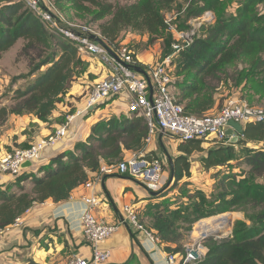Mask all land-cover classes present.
Wrapping results in <instances>:
<instances>
[{"label": "trees", "instance_id": "1", "mask_svg": "<svg viewBox=\"0 0 264 264\" xmlns=\"http://www.w3.org/2000/svg\"><path fill=\"white\" fill-rule=\"evenodd\" d=\"M71 1L78 8H83L81 3L85 1L95 5L97 10L91 11L94 20L112 15L108 22L100 25L101 36L112 46L119 47L120 41H116L126 29L148 33L150 45L161 39L162 59L174 51V36L166 22L165 10L178 7L181 12L184 9L187 20L213 10L217 14L216 23L204 24V33L196 36L173 62L178 102L190 114L208 113L215 106L216 94L226 80L235 87L244 82L254 83L255 88L264 93V11L258 9L264 0H240L235 12L229 11L235 0H137L130 5H114L103 0ZM20 39L25 41L21 55L29 57L30 71L15 79L31 77L47 67L27 88L15 91L11 105L0 107V127L14 114H33L44 122L49 121L75 76L85 67L77 43L52 31L25 0H0V59ZM129 45L137 63L145 67L137 59L136 45ZM239 65L243 67L240 69ZM231 68H235L234 75L229 72ZM148 133V122L142 115L113 116L98 121L87 141L78 142L75 151L67 150L54 157L50 164L41 167V176L23 171L15 178L19 192L13 190L12 183L0 188V228L13 224L36 203L49 198L55 202L68 199L103 162L117 163L124 159L125 150H140ZM179 150L183 154L174 161L176 183L191 176L190 155L206 151L201 140L183 141ZM200 161L206 170L226 166L229 171L216 173L217 191L210 197L198 190L196 201L178 208L161 209V203L155 205L152 229L165 244L166 253L185 254L183 241L197 221L240 211L244 219L236 220L231 235L221 239L206 238L204 243L209 249L206 257L192 264H264V121L246 123L237 142L217 144L208 149ZM234 161L239 168L245 165L246 169L234 171ZM30 178L33 187L27 191L23 182Z\"/></svg>", "mask_w": 264, "mask_h": 264}, {"label": "crops", "instance_id": "2", "mask_svg": "<svg viewBox=\"0 0 264 264\" xmlns=\"http://www.w3.org/2000/svg\"><path fill=\"white\" fill-rule=\"evenodd\" d=\"M142 51L137 49V56L147 66L160 57L162 59V56H158L160 53H155L158 56L157 60L152 59L150 61V54L144 55ZM84 59H87L91 66L81 78L83 84L79 83L80 86L74 82L76 85L70 87L65 100L57 105L49 121L44 122L33 114L23 116L14 114L8 118L7 124L1 129L0 155L9 149L28 147L33 142L47 137L65 122L69 114L75 113L78 109H83L87 96L86 87L89 89L94 84L93 79L97 78L96 80H98L107 73V68L101 67L100 62L95 57L87 56ZM96 66H98L97 69H95ZM90 75H93L92 80H89ZM221 92L216 94V104L210 112L220 109L229 98L222 99L224 95ZM221 99L224 101L223 103ZM128 102V95L123 93L114 99L105 101L100 107L92 109L93 111L90 109L91 112L77 115L69 135L59 140L54 146L46 148L38 160L26 166L24 172L41 176L43 174L40 171L41 167L50 164L54 157L64 151H75L76 144L80 141H87L93 125L100 120L109 119L113 116L118 118L138 116L129 112ZM71 106L74 109L71 110ZM182 142L172 135L162 134L158 131L149 143L145 141L140 150H125L123 160L128 159L135 152H142L150 159L156 156L160 158L164 163V181L159 185L161 187L168 178L167 173L169 175L172 173L170 157H172L174 164L175 158L183 154L179 150V145ZM216 145L201 140V146L206 151ZM206 151H195L190 155L191 176L182 179L184 183H189L187 185L189 188H208L209 184L216 182L212 174L219 171L222 173L229 171V167L226 166L206 170L200 161ZM106 163L103 162L102 165ZM167 163H169V169L166 168ZM90 176L95 181L93 189H87L80 185L64 201L55 202L49 198L42 203H36L20 216L21 223L19 225L14 222L1 233L0 264H57L75 254L90 256L91 248L84 237L82 228V216L86 209L83 196L90 192H95L102 201L96 208L97 215L108 222L116 223L125 218V206L132 205L136 209L141 223L154 235L156 231L152 229V223L153 215L157 211L155 205L161 203V209L167 207L175 209L181 205L180 202L174 201L176 198L173 193L175 194V192L162 195L160 191H152L129 174L112 171L104 173L101 178H97L96 173L92 172ZM11 178L4 177L5 184L2 188H5L12 181L14 182L15 178L12 180ZM168 185L170 184L168 183ZM30 187L31 190L33 182ZM165 202L167 204L163 205ZM238 213L242 214V219H244V214ZM101 246L110 251V261L114 264H168V254L164 249L165 244L160 239L153 241L144 231H139L130 226L122 225L116 233L103 241Z\"/></svg>", "mask_w": 264, "mask_h": 264}, {"label": "built area", "instance_id": "3", "mask_svg": "<svg viewBox=\"0 0 264 264\" xmlns=\"http://www.w3.org/2000/svg\"><path fill=\"white\" fill-rule=\"evenodd\" d=\"M26 1L28 7L39 15L52 31L62 33L77 43L79 53L83 57H95L102 67L107 68V73L89 88L83 109L69 114L65 122L53 133L33 142L28 147L7 150L0 155V188L5 184L4 177H12L11 179L19 177L25 170L26 163L38 160L46 148L54 146L59 140L67 137L77 115L88 113L105 101L123 93L129 97V112L142 115L147 119L149 133L146 141L148 143L159 131L162 134L176 136L181 141L203 140L215 144H228L226 136L230 120L244 126L248 122L264 121V107L232 97H229L226 103L216 111L203 115L188 113L172 91L175 76L170 65L174 55L169 54L162 62L142 67L134 58V51L128 42L120 41L119 47L112 46L90 26L76 25V27L70 22L67 25L62 24L58 16L42 4V0ZM171 21L166 19L169 27H172ZM92 34L100 35L108 47L92 39ZM180 37L184 39V43H180V40L174 42L172 45L175 52L182 51L193 42L189 32L180 33ZM109 49L118 58L113 56ZM137 59L141 61L139 57ZM138 66L142 67L146 74L137 71L135 67ZM112 171L129 174L153 189L162 183L164 163L158 157L149 159L142 152H135L128 159L101 165L95 173L97 178H101L104 173ZM94 182L91 177L82 185L87 189H93ZM83 200L86 209L82 216V228L84 237L91 248V255L75 254L57 264H114L110 261V251L102 248L101 244L116 233L122 225L144 231L153 241H159V238L141 223L132 205L125 206L126 215L123 220L112 223L97 215L96 208L102 201L95 192L84 194ZM15 223L19 225L21 218H16ZM10 226L0 228V234ZM208 235L202 233L199 240L193 238L192 243L185 244V254L167 255L168 264H192L204 259L209 250L204 243Z\"/></svg>", "mask_w": 264, "mask_h": 264}, {"label": "rangeland", "instance_id": "4", "mask_svg": "<svg viewBox=\"0 0 264 264\" xmlns=\"http://www.w3.org/2000/svg\"><path fill=\"white\" fill-rule=\"evenodd\" d=\"M103 1L107 2V3H112L114 5H130V4H133L134 2H136L137 0H103ZM239 1L240 0H235L232 3V5L229 8L230 12L236 11L237 7L239 6ZM42 2L54 14H56V16H58L57 17L58 20L60 22H62L63 24L67 25V23L70 22V23L74 24L75 26L78 25L79 27L80 26H90L92 30L97 31L99 34H101L100 33V25L108 22L112 18V15H107L103 19L94 20L93 19L94 13H91V11H94V10L96 11L97 7L95 5L93 6V4L89 1H85V2L81 3L83 8L76 7L74 5V2H72L71 0H42ZM186 5L184 6V8L186 7ZM173 6H176V3L173 4ZM88 9H91V10H88ZM258 9L261 11H264V3L259 4ZM165 17L169 21L172 20L171 21L172 27H169L170 31L173 33V36H174L172 44L178 40H180V43H184L183 42L184 39H182L180 37V33L186 34L187 32H189L191 34V39H194L196 36L197 37L201 36L204 33L202 30L203 25L207 24L206 26H208L209 24H215L216 20H217V14L213 10L206 11L200 17L190 18L187 20L185 15H184V9H183V11L179 12L178 7H174V9H172L171 11L165 10ZM185 20H187V21L184 24ZM187 25L189 27H186ZM181 27H185V28L181 29ZM177 31L180 33H178ZM149 39H150V35L146 32L140 33V32L135 31L133 29H126V30H123L121 32L116 43L118 41H123V42L126 41L128 43H132V45H136V47L138 49H140L141 51L143 50L142 53L144 55L150 54L149 55L150 61H152V59L157 60L158 56H162L163 42L161 39H158L156 42H154L153 44L150 45V44H148ZM24 44H25V41L23 39L20 40L12 48H10L7 52H5L4 55L2 56V58L0 59V107H2L3 105H11L14 102L13 97L15 95V91L18 88H22V89L27 88V86L32 81H34L41 73H43L47 67V66L42 67L39 71H37L31 77H27V78L22 77V78L16 80L15 77H17L19 75H26L30 71V67H29L30 59H29V57L26 55H21V50H22ZM172 47H173V45H172ZM155 53H158V54L160 53V54L157 56ZM154 55H156L157 57L156 56L154 57ZM172 55H174V56H173V60H172V64H171V69L174 72L175 71V68H174L175 65L173 64V62L180 58L181 51H179V52L173 51ZM263 55H264V53H263ZM35 58L37 61H39V59H40L38 54H35ZM162 60L163 59H161V57H160L157 61L152 62V64L155 65L156 63H159ZM99 65L102 67L101 64H99ZM90 66H91V63L89 61H87V59H86L85 60V67L83 68L84 71L82 69L83 72L81 74H78L75 76V79L73 80V82L71 84V87L74 86V84L76 85V83H78V84L82 83L83 84V79H81V78H83L84 73L87 71L88 67H90ZM97 67L98 66H96L95 69H97ZM239 67L241 69L243 67V65H239L238 68ZM229 72L232 75H234L235 74V68H231ZM92 78H93V75H90L89 80H92ZM179 78H176V79L178 80ZM96 79L97 78L93 79V83H95ZM226 81L227 82H223L221 84V87H220V88H222L221 89L222 92L221 91L220 92H221V94L224 95L222 97V99L226 100L228 97H232V98L238 99L239 101L241 100L242 102H245V103L264 107V93L261 90H257L254 86V83L249 82L247 84V82H244L241 85L235 87V86H232V82H229L228 80H226ZM74 82H76V83H74ZM228 83H230V86ZM226 85L228 87H226ZM85 91H86V94H88L89 89H87V87H86ZM172 91H173L174 96L178 100L179 92H178V89L175 85V81H174V86L172 87ZM65 98H66V95L63 97V100H65ZM222 102H224V101H222ZM70 109L72 110L74 108L71 106ZM28 115H30V114H28ZM21 116H23V115H21ZM7 122H8V119L5 121V123L2 126L4 127L7 124ZM2 126L0 127V136H2V130H1ZM174 137L177 138L176 136H174ZM163 161L166 162V160H163ZM237 163L238 162H235V161L233 162V164L236 167V168H234V171L237 172V171H241L244 168L246 169L245 165H242L239 168L237 166ZM166 168H168V169L170 168L169 163H167ZM168 172L170 173V170H168ZM212 176L217 181L216 174L214 173V174H212ZM167 177L168 178H167L165 184H163L161 187L159 186L160 184H158L157 186L153 187L152 190L153 191H160L162 193V195H166V194H169L171 192H175V194L173 193L174 197L176 198L174 201L176 203L180 202L179 204H181V205L184 204L185 202L190 203L192 201H196L197 196H198L196 192L198 190L204 191L209 197L217 191L216 182L213 184H209L208 188L203 187L202 189H196V188H189L186 185V182L184 183L182 180L179 181L178 183H176L175 178L172 180L170 185H168L169 180L171 178V175H169L167 173ZM163 181L164 180H162V182ZM31 184H32L31 178L23 182V185L25 186L27 191L30 190L29 188H31L30 187ZM12 185H13L14 191H16V192L20 191V188L17 186V184H15V182H12ZM203 189H205V190H203ZM184 191L186 192L185 194H183ZM238 212H240V211H238ZM238 212L237 211H231V212L221 213V215L225 214L228 216L229 215L233 216L232 223H231L232 226H230L228 231H222V230L216 231L212 234H209L208 237H215L217 239H221V238L228 237L229 235H231V233L233 231V226H234L236 220L242 219V214H240ZM218 215H220V214H218ZM204 219H201L194 224L193 229L189 233L186 234V237L183 241L184 244L187 245V244L192 243V241H194V240L200 239L201 236L199 235L198 237H196L197 236L196 235L194 237L193 232H194V230L199 231L201 224H202ZM193 238H194V240H193Z\"/></svg>", "mask_w": 264, "mask_h": 264}, {"label": "water", "instance_id": "5", "mask_svg": "<svg viewBox=\"0 0 264 264\" xmlns=\"http://www.w3.org/2000/svg\"><path fill=\"white\" fill-rule=\"evenodd\" d=\"M91 37H92V39H94V40L100 42L101 44L105 45L106 47H108L106 45V43L104 42V40L100 37V35H98V34H92ZM109 51L112 53L113 56H115L116 58H118V56L111 49H109ZM135 69H137V71H139L141 73L146 74L145 70L142 67H140V66L135 67ZM228 124L230 125V127L227 129L226 141H229L231 143L237 142L239 140V136L244 132V125H242L239 122H236L234 120H230ZM170 159H171V162L170 163H171L172 173H171V178L169 180V184L174 179V164H173V161H172V157H170ZM28 164H30V162L26 163L25 164V167ZM230 226H232V225L230 224Z\"/></svg>", "mask_w": 264, "mask_h": 264}, {"label": "bare ground", "instance_id": "6", "mask_svg": "<svg viewBox=\"0 0 264 264\" xmlns=\"http://www.w3.org/2000/svg\"><path fill=\"white\" fill-rule=\"evenodd\" d=\"M232 215H214L208 218H205L201 224L199 231L194 230V237H198L200 234H211L216 231H228L230 224L232 223Z\"/></svg>", "mask_w": 264, "mask_h": 264}, {"label": "clouds", "instance_id": "7", "mask_svg": "<svg viewBox=\"0 0 264 264\" xmlns=\"http://www.w3.org/2000/svg\"><path fill=\"white\" fill-rule=\"evenodd\" d=\"M26 3H27V1H26ZM42 4H43V2H42ZM44 5V4H43ZM45 6V5H44ZM240 137V136H239ZM230 143V142H229Z\"/></svg>", "mask_w": 264, "mask_h": 264}]
</instances>
